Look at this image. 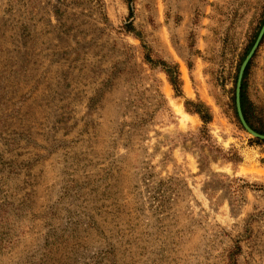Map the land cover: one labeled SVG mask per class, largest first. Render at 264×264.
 <instances>
[{"label": "rangeland", "instance_id": "rangeland-1", "mask_svg": "<svg viewBox=\"0 0 264 264\" xmlns=\"http://www.w3.org/2000/svg\"><path fill=\"white\" fill-rule=\"evenodd\" d=\"M132 6L0 0V264H264V0Z\"/></svg>", "mask_w": 264, "mask_h": 264}, {"label": "trees", "instance_id": "trees-1", "mask_svg": "<svg viewBox=\"0 0 264 264\" xmlns=\"http://www.w3.org/2000/svg\"><path fill=\"white\" fill-rule=\"evenodd\" d=\"M124 1L127 3L128 7H129V15L132 16L133 0H124ZM263 22H264V13H263V16L259 22V25H258L253 37L251 38L250 42L247 44V46L243 52V55L239 61V65L237 66V70H236V73L234 75V80H233V89H232V95H231L232 109H233L234 117H235L237 123L240 125V127L243 130H244V128L240 123V120H239L238 114H237V110L235 107L236 79H237L239 67H240L242 61L244 60L245 56L248 54L249 50L251 49ZM128 24H129V25H127L128 31H132V32L135 31L134 26L130 22H128ZM136 35L138 37H140V35L138 33ZM263 38H264V36L262 37V40H263ZM262 40H261V42H262ZM254 55H255V53L253 54V56ZM149 61L151 63H153L155 66H160V68L165 72L170 84L173 86L176 93L178 95L181 94V89H180L181 83L179 80V74L177 71L176 64H170V63L166 62L165 60H161V59L154 60V61L149 59ZM250 65H251V59L249 60V62L247 63V65L245 67V70H244V73L242 76V81H241V89H240L241 110H242L243 116H244L247 124L257 133L264 134V122L261 120L260 121L255 120L256 117H258L256 114V111H255V106L247 97L246 79H247V75L249 72ZM186 108L193 113H197L204 125H207L211 121V114H210L209 110L207 109V107L203 103H201V102L193 103L190 100H187L186 101ZM205 129L206 128H204V130ZM205 134H207V133H205ZM253 141L255 143H257L258 145H264V140H260V139L255 138V139H253ZM236 247L239 248V246H235V248ZM235 263L236 262L234 260L229 262V264H235Z\"/></svg>", "mask_w": 264, "mask_h": 264}, {"label": "water", "instance_id": "water-1", "mask_svg": "<svg viewBox=\"0 0 264 264\" xmlns=\"http://www.w3.org/2000/svg\"><path fill=\"white\" fill-rule=\"evenodd\" d=\"M264 35V22L259 30V33L251 47V49L249 50L248 54L245 56L244 60L242 61L239 71H238V76H237V81H236V87H235V103H236V110H237V114H238V118L243 126V128L249 133L251 134L253 137H256L260 140H264V134H260L257 133L256 131H254L246 122L242 110H241V104H240V89H241V81H242V76L245 70V67L247 65V63L249 62V60L251 59V57L253 56V54L255 53L256 49L258 48L261 39Z\"/></svg>", "mask_w": 264, "mask_h": 264}]
</instances>
